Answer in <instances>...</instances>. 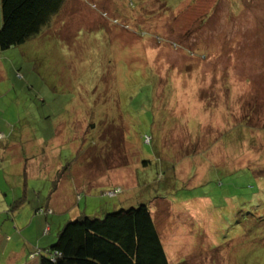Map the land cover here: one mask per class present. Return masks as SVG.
Wrapping results in <instances>:
<instances>
[{"label":"rangeland","instance_id":"obj_1","mask_svg":"<svg viewBox=\"0 0 264 264\" xmlns=\"http://www.w3.org/2000/svg\"><path fill=\"white\" fill-rule=\"evenodd\" d=\"M142 204L169 264H264V0H65L0 50V264Z\"/></svg>","mask_w":264,"mask_h":264},{"label":"trees","instance_id":"obj_2","mask_svg":"<svg viewBox=\"0 0 264 264\" xmlns=\"http://www.w3.org/2000/svg\"><path fill=\"white\" fill-rule=\"evenodd\" d=\"M64 1L0 0V50L23 45L38 35L61 10ZM42 210L45 211L39 209L37 213ZM39 264H169V261L153 214L148 205L142 204L120 209L102 219L83 216L69 222L52 246L39 251Z\"/></svg>","mask_w":264,"mask_h":264},{"label":"crops","instance_id":"obj_3","mask_svg":"<svg viewBox=\"0 0 264 264\" xmlns=\"http://www.w3.org/2000/svg\"><path fill=\"white\" fill-rule=\"evenodd\" d=\"M63 168V167H62ZM61 168V169H62ZM23 170V169H21ZM59 171V170H58ZM27 172V171H26ZM18 174V173H17ZM36 175L39 174V173H35ZM66 173H56V176H59L61 177V179H63V177H65ZM53 197V196H52ZM18 202V201H17ZM64 205L61 204V203H56V200H55V197L51 198V200L48 202V204L46 205L45 208L49 209V210H52L53 211V214L55 213V210L59 209L60 207V210L59 212H64ZM47 216V215H46ZM49 216V215H48ZM82 217V216H80ZM79 217V218H80ZM77 218V219H79ZM76 219V220H77ZM71 222V221H70ZM69 223V222H68ZM67 223V224H68ZM47 231L50 230V228H46ZM2 240V238H0V241ZM15 246H17V243L16 245L13 246V248H16ZM45 249V248H44ZM25 248H22V254H19V253H16V250H13L9 253V264H39V260L37 262H33L31 263L32 261H30L29 259L26 261L27 257V250H25L26 252H24ZM21 255V256H20ZM12 260V261H11ZM22 260H25L24 262Z\"/></svg>","mask_w":264,"mask_h":264},{"label":"built area","instance_id":"obj_4","mask_svg":"<svg viewBox=\"0 0 264 264\" xmlns=\"http://www.w3.org/2000/svg\"><path fill=\"white\" fill-rule=\"evenodd\" d=\"M119 193H120L119 191H112V192H109L108 195L114 198L118 196ZM49 213H51V211H49ZM39 214H45V211L42 210Z\"/></svg>","mask_w":264,"mask_h":264}]
</instances>
